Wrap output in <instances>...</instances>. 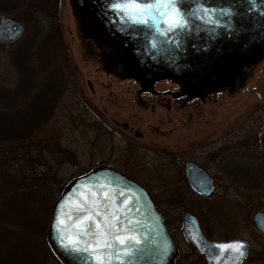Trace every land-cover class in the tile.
<instances>
[{
  "label": "rangeland",
  "instance_id": "obj_1",
  "mask_svg": "<svg viewBox=\"0 0 264 264\" xmlns=\"http://www.w3.org/2000/svg\"><path fill=\"white\" fill-rule=\"evenodd\" d=\"M11 4L0 0V9L26 29L14 45H0V89L5 90L0 94V119H8L0 128V261L61 264L45 250L42 233H35L37 223L42 221L47 231L51 207L64 186L105 164L149 188L176 236L179 256L174 264H202L195 261L199 255L181 232L183 213H199L197 206L209 239L243 238L252 245L243 264L264 263V235L251 221L255 213H264L262 168L254 169L257 180L246 181L215 169L216 194L200 203L191 193L173 191L188 189L175 155L210 168L208 161L226 146L261 151L257 139L264 119V55L246 68L245 87L217 91L185 108L173 102L144 108L136 101V85L103 67L106 46L99 49L95 44L88 51L93 43L80 31L68 0ZM33 7L54 16L62 48H55L53 28L38 13L22 12ZM43 39L54 47L44 48ZM22 43L30 48L25 58L16 54ZM157 89L173 85L163 81ZM238 160L239 167L250 161Z\"/></svg>",
  "mask_w": 264,
  "mask_h": 264
},
{
  "label": "water",
  "instance_id": "obj_2",
  "mask_svg": "<svg viewBox=\"0 0 264 264\" xmlns=\"http://www.w3.org/2000/svg\"><path fill=\"white\" fill-rule=\"evenodd\" d=\"M117 0H69L78 25L86 36L99 46L121 49V63L129 65L130 74L140 78L146 71L152 76L163 75L181 86L183 92L202 97L222 86L230 74H236L241 66L258 59L264 51V0H177V6L188 21V26L167 35H160L155 28L135 25L122 19L111 8ZM210 10L213 23L202 17V9ZM24 25L11 17L0 14V44L16 42L24 32ZM264 147V132L262 135ZM198 171L197 180L188 179L190 186L208 197L212 192L210 176ZM110 184L130 199L126 216L133 223L140 243L134 245V254L124 258L123 264H172L177 256L173 237L155 208L149 192L127 175L106 166L97 167L68 183L53 205L47 227L48 243L65 264H96V257L89 252H72L64 247L57 227V214L66 219L75 214L73 200H79L81 186ZM64 205L62 208L61 206ZM138 222V223H137ZM255 226L264 234V214L253 217ZM183 230L188 241L204 256L207 264H241L249 250V244L240 239L230 241L207 240L201 233L196 219L184 215ZM195 237V239L193 238ZM243 244L245 255L221 251L217 244ZM111 264H121L113 259Z\"/></svg>",
  "mask_w": 264,
  "mask_h": 264
},
{
  "label": "snow or ice",
  "instance_id": "obj_3",
  "mask_svg": "<svg viewBox=\"0 0 264 264\" xmlns=\"http://www.w3.org/2000/svg\"><path fill=\"white\" fill-rule=\"evenodd\" d=\"M111 8L121 14L122 19L135 25L155 28L160 35L182 30L188 21L177 6V0H117ZM207 23H213L210 10L202 9ZM87 192L79 193L80 199L73 200L75 214L65 218L57 214V227L64 247L72 252H89L95 255L96 264H111L113 259L123 264L124 258L134 254V245L140 241L131 227L133 221L126 216L130 210V199L123 191L117 193L110 184L81 186ZM62 208L64 205L61 206ZM138 223V222H137ZM195 239V237H193ZM221 251L231 250L237 258L245 255L243 244H217Z\"/></svg>",
  "mask_w": 264,
  "mask_h": 264
},
{
  "label": "flooded vegetation",
  "instance_id": "obj_4",
  "mask_svg": "<svg viewBox=\"0 0 264 264\" xmlns=\"http://www.w3.org/2000/svg\"><path fill=\"white\" fill-rule=\"evenodd\" d=\"M94 45L95 44H93L91 46V51H90V49H88L89 52L93 51ZM100 48L102 49V47H99V49ZM103 49H105L106 53H107L105 56H102L101 62L103 64V67L109 68L110 71L119 79L131 80V82L136 85L135 95H136L137 103H139L141 107H144V108L149 107L151 109H153L155 104H157V105H169L170 102H173L175 105H178L181 108H185L186 106H188L190 104H194L195 102L203 103V101H205L209 97V95H212L213 93H215L217 91L237 89L238 87H245V81L247 79V74H248V72H245L246 68H248L249 66H252L253 64L258 63L264 55V52H263V54L260 56L259 60H257L256 62H254L250 65L243 66L236 74H233V73L230 74L228 76V78L226 79V83L224 85L209 91L207 96L202 99V97L197 98L195 96H191V95L183 92L181 89V86L179 84H175L174 82H172V81H170V80H168L162 76L152 77V76H149L147 73L144 74L145 72H143V76L140 78H136L133 75H129L130 74V69H129L130 66L129 65L124 66L121 63L120 51L115 50L113 48H109V47H105ZM163 81L172 84L173 89H164L161 91L158 90L157 87H158L159 83H162ZM88 86H89V89L91 91H93V88H92L90 82H88ZM35 93L38 95V92L35 91ZM35 98L36 97H34V99ZM259 115H262V114L260 113ZM35 118L36 117H34V119ZM36 119H35V124H37V122H38V121H36ZM261 125H262V132L257 139V141H258L257 146H259L261 148V151H259V148L256 149L255 146H249L250 148H239V147L231 148V147L226 146L222 149V151L219 154L215 155L211 160L208 161L209 164L210 163L213 164L210 168L208 166L204 165L203 163L194 160L193 158L183 157V156H180L179 154L175 155V157H177L176 158L177 161L180 164V170H181L180 174L182 175L183 180L186 183V186L188 189L182 190L181 188L177 187V188H174L173 191L179 195H183L184 193H191V194H193V196L198 197L197 201H198V203H200L202 199L203 200H204V198L210 199L216 194L217 183H216V175L214 174L215 169L218 170L221 174L224 173L227 176H229L230 174H234V177L238 180H241V179H243L245 181L247 179L257 180L256 174H259V172H258V170H256V172H255L254 169H258V168L263 169L261 172L264 176V149H263L262 141H261V137H262V133H263V129H264L263 128L264 127V119H263V123ZM34 127H35V125H34ZM134 133H135V136L137 138L141 136V134L139 132H134ZM242 157H247L250 161L246 162V164H245L246 166H244V167L240 166L239 167L238 163H240V161L238 159H240ZM252 159H253V161H252ZM232 162L234 164H231ZM236 162H238V163H236ZM193 166L196 167V169H198V170L204 172L205 174H207L208 176H210V179L212 182V192H211V195L209 197H205L202 193L196 192L190 186L189 181H188L189 178H191L193 180H197V185L199 186L200 189H201V181L200 180L204 179V177H202V175H200L198 173V171L191 169V167H193ZM120 171L125 173V171H123V170H120ZM127 175H129V174H127ZM260 175H261V173H260ZM129 176H131V175H129ZM147 189L149 190V188H147ZM196 211H199V213L198 212L193 213L190 210H187L186 212L191 213L196 218V220L198 221L200 231L202 232V234L207 239H209L210 235H209L208 230H206V227L204 228V226H203L204 224L202 221V216H201L202 214L200 213V209L198 206H197ZM160 213L163 217L164 223L167 225L170 232L172 233V235L176 239V236L174 235V233L170 229L168 222L166 221L165 214H163L161 211H160ZM251 221L253 224V228L256 231H258L254 226L252 216H251ZM181 225H183V224L181 223ZM181 232H182V235L184 237L182 226H181ZM230 239H234V238H228L225 240H230ZM209 240H211V239H209ZM243 241H245V240H243ZM245 242H247L249 244V250L247 252V255H248L250 253L252 245L249 241H245ZM197 254L199 255V258L195 259V261L196 262L201 261L202 264H206L203 256L200 255L199 253H197ZM178 256H179V251H178ZM245 260H244V263H245ZM260 264H264V263H260Z\"/></svg>",
  "mask_w": 264,
  "mask_h": 264
},
{
  "label": "trees",
  "instance_id": "obj_5",
  "mask_svg": "<svg viewBox=\"0 0 264 264\" xmlns=\"http://www.w3.org/2000/svg\"><path fill=\"white\" fill-rule=\"evenodd\" d=\"M2 1H4V2H11L12 4H11V6L12 5H14L15 3H16V0H2ZM18 1V0H17ZM40 1V0H39ZM42 2L43 1H45V2H47L48 0H41ZM38 2V1H37ZM39 4V3H38ZM48 12H51L50 10H47ZM53 11V10H52ZM24 14L25 13H27V14H29L30 13V16H35L36 17V15H37V13H38V15L47 23V25L48 26H51V28H53V32L55 33V41L54 40H51L52 42H55L54 44H56L55 45V48H57V49H59V48H62V44L59 46V42H58V39H59V34H60V30H59V28H58V23H56L55 22V18H54V16H52V17H50L48 14H46V12L43 10V8H40V7H33V10H27V8L26 9H23V11H22ZM0 13H4V10H2V9H0ZM53 13V12H52ZM50 28V29H51ZM49 29V30H50ZM59 33V34H58ZM49 37V36H48ZM48 37H46V39L48 40ZM45 41V39H43V42ZM32 42H35V40H33L32 39ZM42 42V43H43ZM47 41H45L44 42V44H46L45 46H44V48H48V47H51L50 45H48L47 43H46ZM58 46V47H57ZM54 47V46H53ZM53 47H51V48H53ZM18 51L16 52V54L18 53V55L19 54H21L20 56H23V58H25V57H27V52H29V47L25 44H21L18 48ZM56 49V50H57ZM47 52V51H46ZM45 56V55H44ZM29 57H30V55H29ZM32 57L34 58L35 57V55H32ZM32 57H30V58H32ZM46 57V56H45ZM29 58V59H30ZM30 61V60H29ZM30 62H32V61H30ZM2 92H5V90H2V89H0V94L2 93ZM44 92L47 94V89L45 88V90H44ZM44 114V113H43ZM33 117H38L37 115H36V113L34 112L33 113ZM38 119V118H37ZM40 119V118H39ZM7 118L5 117V119L4 118H2V119H0V128L2 127H4V124H7ZM15 136H17V135H12V138L13 137H15ZM9 140V139H8ZM14 195V194H13ZM47 217V216H46ZM35 223H37V222H35ZM42 221L38 224L37 223V227H36V230H35V233H36V231H40L41 233H42V237H43V244H44V247H45V250H47L49 253H51L52 254V251H51V249H50V247L48 246V244H47V242H46V239H45V228H44V225H43V227H42ZM39 227V228H38ZM41 227H42V230H41ZM41 247V246H40ZM7 263V261H5V259L3 260V261H0V264L1 263Z\"/></svg>",
  "mask_w": 264,
  "mask_h": 264
}]
</instances>
